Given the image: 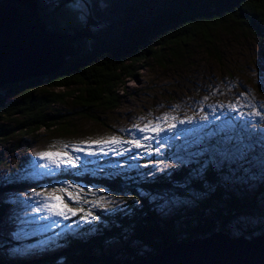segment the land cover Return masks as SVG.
<instances>
[{
	"label": "trees",
	"instance_id": "obj_1",
	"mask_svg": "<svg viewBox=\"0 0 264 264\" xmlns=\"http://www.w3.org/2000/svg\"><path fill=\"white\" fill-rule=\"evenodd\" d=\"M56 1V0H48ZM97 26L90 48L83 55L68 58L56 73L32 77L0 88V141L12 136L35 135L42 129L70 132L74 117L99 118L92 108L114 110L121 103V87L134 78L149 60L164 64L196 43L211 55H218L221 35L264 36V0H85ZM212 57V56H211ZM6 90V91H5ZM72 100L80 110L63 112L58 105ZM237 116L236 112L229 118ZM77 124V123H76ZM216 125V124H215ZM222 133L207 139L217 149ZM202 162L186 163L169 172L144 177L84 172L77 180L106 187L114 194L135 199L125 210L103 212V222L94 233L85 226L63 240L64 246L35 256L11 257L0 253V264H121L140 262L162 251L170 243L205 237L215 231L253 237L264 233V183L251 195L242 182L234 188L224 179L228 165L220 170L209 164L203 177L193 171ZM217 160H219L217 158ZM3 160L0 158V165ZM135 171L136 167H132ZM63 168L60 180H72ZM94 175V176H93ZM73 177V178H72ZM16 185V184H14ZM25 188L38 182L24 181ZM10 188L1 187L0 190ZM152 196L179 197L194 202L186 213L164 215ZM137 200L139 203H137ZM0 205V215H2ZM234 235V236H235ZM120 248H111L113 239ZM147 247L141 252L140 247ZM39 251L35 252L38 253Z\"/></svg>",
	"mask_w": 264,
	"mask_h": 264
},
{
	"label": "rangeland",
	"instance_id": "obj_2",
	"mask_svg": "<svg viewBox=\"0 0 264 264\" xmlns=\"http://www.w3.org/2000/svg\"><path fill=\"white\" fill-rule=\"evenodd\" d=\"M217 46L218 55H211L205 46L196 43L183 52L180 59L173 58L167 64H158L149 60L134 78L126 80L124 88L121 87L119 107L114 110L92 108L91 112L99 116L97 119L74 117L75 124L70 132L55 128L42 129L35 135L24 134L19 137V134L0 141V158L3 160V164L0 165V188H10L0 190V205L5 204L4 208L1 207L2 215H0V253H7L11 257H32L45 250L53 252L64 246V239L74 235L85 226L92 225L88 233H94L97 229L95 227L103 222L101 211L125 210L130 202L135 201L130 194H114L104 186L88 185L77 180L82 173L90 171L99 175L109 173L123 176L137 174L142 177L164 172L171 174L174 168L186 163L202 162L205 154L210 155L214 152L215 148L207 142L206 133L217 130L223 121L230 119L229 115H222L228 112V109H221L219 105L237 103L242 105L240 110L245 113L262 108L264 106V36L260 39L239 33L224 34L219 37ZM245 93L254 94V98L251 94L244 95ZM213 106H215L216 115L221 116V120L211 124L200 120L204 113H208L209 120H212ZM57 107L63 112L80 110V106H76L71 99L68 104ZM166 113L177 117V121H174L177 127L174 130H168L167 124L160 121L165 131L161 132L157 139L143 141L146 145H151L150 150L147 147L137 149L134 146L124 145V148H131V150L123 155L110 151L97 156L74 153L82 157L79 166L75 168L62 166L60 169L45 168L47 161L39 156V153L43 151L61 148L63 143L73 144L112 135H119L125 139L155 136L150 132L141 133L133 125L139 123L143 126L148 121L157 122L158 118ZM192 115L196 117L192 122L184 124L178 122ZM244 119H249V117L245 116ZM260 122L261 117H257L255 121L257 127H264ZM205 124L208 126L204 127ZM247 131L251 132L250 129ZM229 134L234 133H222L224 137ZM252 139L256 141L254 152L243 161L225 163L228 165V181L231 186L233 183L236 188L244 182L248 186V191L252 192L251 195L259 191V187L264 183V129H259ZM220 146L218 148L222 150L224 145ZM231 146L228 145L229 148ZM157 148L160 149L159 152L155 151ZM203 149H209L210 152L197 156L198 152ZM216 158L220 159L218 154ZM166 165L168 166L165 167ZM134 166L135 171L132 169ZM63 168L69 169L71 176L75 178L60 180L58 175ZM158 169L164 170L159 171ZM49 171H54L56 174L47 175ZM24 181L38 182V185L12 188L14 184H22ZM68 182L83 187L84 195L90 201H95L101 196L111 201L107 209L93 207L99 220L80 221L82 227L74 232L65 231L56 242L60 245L58 247L52 242L42 245L41 241L59 232V228L43 234H21L17 238L16 234L22 230L31 231L37 227V224L48 222L46 218L37 223H27L44 215V213L34 212V208L41 206L44 201L41 197L33 196V193L67 186ZM88 189L92 191L89 192ZM150 199L157 203L158 211L164 215H172L177 211H183L185 214L186 208L194 206V202L176 196L151 195ZM257 199L259 204L264 206V195H258ZM121 200L124 202L120 203ZM165 201L168 202L167 206L161 208ZM90 206L92 205H85V207ZM72 220H78V217H73ZM64 223L70 224L72 221ZM110 243L114 250L121 246L116 238ZM24 248L29 251L25 253L15 251ZM140 250L146 252L147 247H140ZM37 251L39 252L35 253Z\"/></svg>",
	"mask_w": 264,
	"mask_h": 264
},
{
	"label": "water",
	"instance_id": "obj_3",
	"mask_svg": "<svg viewBox=\"0 0 264 264\" xmlns=\"http://www.w3.org/2000/svg\"><path fill=\"white\" fill-rule=\"evenodd\" d=\"M76 0H0V88L59 71L83 55L97 26L87 5V22ZM121 264H264V233L248 237L218 230L170 243L153 257Z\"/></svg>",
	"mask_w": 264,
	"mask_h": 264
},
{
	"label": "snow or ice",
	"instance_id": "obj_4",
	"mask_svg": "<svg viewBox=\"0 0 264 264\" xmlns=\"http://www.w3.org/2000/svg\"><path fill=\"white\" fill-rule=\"evenodd\" d=\"M73 8L80 11V20L82 22H87V5L82 2V0H76L74 4L71 5ZM252 95L254 98V94L245 93L244 95ZM207 99V98H205ZM179 107V106H177ZM221 109H228V112L222 113L223 116H228L230 112H236L237 116L231 117L230 119H226L223 121L217 130L208 131L206 136L211 139L220 133L230 132L234 134L226 135L223 139V149H215L209 155V159L204 162L200 168L195 169L193 171L194 176L203 177L209 164L213 166L214 169L220 170L225 163L231 164L236 161H243L246 157L255 151L256 141H253L254 134L259 129H264V127H257L255 121L257 117H261V124L264 125V106L262 108H257L254 111L250 112H242L240 109L242 105L237 103H230L228 105H219ZM247 116L249 119H244ZM195 115L186 116L184 120H179L180 124H184L186 122H192L195 119ZM200 120L206 121L211 124L214 121H220L221 116L216 115L215 106H213L212 111V120H209V114L204 113ZM163 121L167 124L168 130H174L177 127V117L171 114H165L163 117L158 118L157 122L148 121L143 126L137 123L133 125L135 129H137L141 133H154L155 136H144L142 139H125L119 135H112L107 138L100 139H92L85 140L73 144L63 143L61 148L52 150L49 149L47 151H43L39 153L41 159L46 160L47 163L44 165L45 168L48 169H60L62 166H70L72 168L78 167L82 157L80 155H76L74 153H86L88 156H97L98 154H107V152H113L118 155H123L125 152L131 150V148H124V145L134 146L137 149L147 147L149 150L151 149V145H146L143 141L157 139L159 138V134L165 131V128L162 126ZM208 125L205 124L204 127ZM251 130L248 132L247 130ZM247 132V134H245ZM234 142V143H233ZM200 143V141H199ZM228 145H232L230 148ZM120 149V151H118ZM155 151L159 152L160 149L157 148ZM206 152H210L209 149H203L201 152H198L197 156H202ZM219 155L220 159L217 160L216 155ZM185 163V161H182ZM166 165L165 167H167ZM159 171H163L164 169H158ZM245 171H248L245 169ZM47 175H55L54 171H49L46 173ZM225 180L228 177H224ZM91 192V189H88ZM85 189L76 184H72L71 182L67 183V186L53 188L50 191L45 190L44 192H34L33 196L41 197L44 201L41 206L35 207V213H44L43 216L37 217L32 221H28L27 223H37L38 221H44L46 218L48 222L46 224H37V227L32 229L31 231L22 230L20 233H17L16 236L19 238L21 234L29 235L35 233H47L51 232L53 229L59 228V232H55L53 236L47 237L45 240L41 241L42 245H47L49 242L55 243L56 246H60L56 243L60 237L64 234L65 231H76L77 228L82 227L80 221L84 222H94L99 220V217L96 216L93 211V207H99L107 209L110 200L101 196L99 199L95 201L88 200L85 195ZM67 197V199L65 198ZM124 201L121 200L120 203ZM137 203L139 201L137 200ZM173 203H175V199H173ZM168 204L165 201L164 205H161V208L166 207ZM85 205H92L90 207H85ZM73 217H78V220H72ZM59 218V219H56ZM71 220L72 223L65 224V221ZM63 225V227H61ZM74 225L76 227H74ZM94 230V229H93ZM16 252L25 253L29 251V249H16Z\"/></svg>",
	"mask_w": 264,
	"mask_h": 264
}]
</instances>
